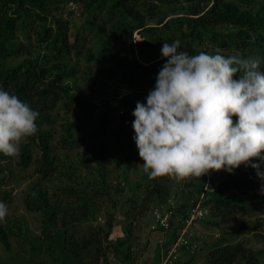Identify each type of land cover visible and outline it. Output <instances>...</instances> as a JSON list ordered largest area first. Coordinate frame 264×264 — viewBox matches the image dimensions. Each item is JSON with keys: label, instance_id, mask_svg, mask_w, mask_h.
I'll list each match as a JSON object with an SVG mask.
<instances>
[{"label": "trees", "instance_id": "16d2710c", "mask_svg": "<svg viewBox=\"0 0 264 264\" xmlns=\"http://www.w3.org/2000/svg\"><path fill=\"white\" fill-rule=\"evenodd\" d=\"M71 2L78 3L85 15L80 24L64 15L63 5ZM70 13L73 14V11ZM225 25L229 28H220ZM135 31L140 34V39L134 37ZM88 38H93L92 46H86ZM177 39L181 41L182 48L207 43L213 49H249L263 53L264 0H0V85L30 103L40 113L37 133L21 147V162L27 164L32 148L37 147L40 150L39 172L45 174L55 169L54 139L58 140L59 147L68 150L80 148L89 142L95 143L108 132L110 134L112 103L114 106L131 105L132 97L129 94L120 95L117 100L104 98L100 104L85 97L80 83L73 84L78 74L83 73V68L89 69V74L84 75L87 82L100 84L104 88L109 86L110 81L133 89L142 82L154 87L157 73L166 59L161 55L162 44ZM198 52L190 51L191 54ZM23 54L28 56L11 63L12 58H19ZM159 58L162 59L159 61ZM61 110L64 111L63 118L70 113L72 115L70 119L64 118L61 129H56L54 124L61 116ZM128 146L130 149L125 166L136 151L132 141ZM97 148L100 150L95 151V172L104 182V152L101 151L104 146ZM69 166L80 169V172L82 170L80 174L91 178L88 175V160L81 165ZM2 168L0 166V173ZM66 176L77 178L73 174ZM164 177L168 178L167 182L171 180L169 176L154 177L150 181L144 177L149 190L140 205L145 211L168 200ZM186 178L195 180L191 185L186 183L191 192H176L168 201L175 198L179 202L181 197L182 203L178 205L180 210L184 208L180 212L181 221L169 231L171 242L180 232V227L184 226L186 209L198 202L209 209V214L202 220L216 225H220L226 216L246 214L255 207H264V194H261L264 182L250 166L241 165L234 174L211 170L202 177ZM3 180L5 175L0 174V185ZM142 181H138L137 185H141ZM67 189L74 196L83 198L82 206L93 208L91 199L85 194L73 187ZM231 191L236 194H231ZM237 193L248 196L239 197ZM7 197L9 195L6 193L0 197V201L7 203ZM26 206L29 210L42 212L45 219L43 239L36 238L31 242L37 254L48 244L46 251L57 252L63 263L77 264L82 251L95 247L97 252L108 257L106 264H112V257L130 262V236L126 233L111 239L114 218H109L105 226L91 227L94 229L86 237L68 233V227L58 229L53 235L48 227L56 222L57 205L50 202L46 193L41 188L31 187ZM129 207L127 213L132 210ZM255 229V226L246 223L242 229L233 232L243 234ZM8 234L4 221L0 222V241L6 247H9ZM221 238L208 245L206 264H262L263 249L254 250L242 240L222 243ZM157 258L160 259V253Z\"/></svg>", "mask_w": 264, "mask_h": 264}, {"label": "rangeland", "instance_id": "374dc122", "mask_svg": "<svg viewBox=\"0 0 264 264\" xmlns=\"http://www.w3.org/2000/svg\"><path fill=\"white\" fill-rule=\"evenodd\" d=\"M63 7L65 17L71 19L74 23L80 24L85 19L82 8L78 3L71 2L63 5ZM70 11H73V14ZM220 28L228 29L229 27L225 25ZM134 37L140 39V34L135 31ZM92 43L93 38H88L86 46H92ZM183 49L189 52L191 50L216 51L224 55L239 52L245 57L259 58L262 61L261 66L264 64V52L258 53L249 49L227 51L213 49L207 43L191 45L190 47L185 45ZM25 56H28V54H23L19 58H12L10 61L11 63H16ZM138 56L142 59L139 52ZM161 59L157 60L160 61ZM85 74H89V69L83 68V73L81 71L78 74V79L73 82V84L80 83L81 91L85 97L100 104L104 98L117 100L120 95L129 94L132 97L131 105L116 104L117 106H114V103H112V122L109 124L110 134L108 132L104 138L95 143L89 142L80 148L68 150L59 147L57 144L58 140L54 139L55 169L49 170L45 174L38 170L40 150L37 147L32 148L31 159L27 164L21 162L20 152L14 157L0 155V166H3L0 174L5 175V180L0 185V197L6 193L9 195L7 200H5L7 201L9 212L4 220L9 232V247H6L0 241V263L65 264L59 258L57 252L46 251L48 244H45V249L43 248L39 254L33 251L31 242L36 238L39 240L43 239L42 229L45 219L42 212L29 210L26 206V198L31 187L41 188L50 198V202L57 205L56 222L48 227L53 235L58 229L63 230L68 227V233H74L78 237H86L94 229L91 227L105 226L109 218H114L111 239L122 237L127 233L132 243L130 262L118 260V264H158L171 244L170 232L163 233L150 230L153 211L151 209L152 207L168 205L170 196L176 194V192L177 194L182 191L191 192L190 187L186 183L191 185L195 180L192 178L191 180L187 178L178 180L174 176H169L171 177V180H169L171 182H167L168 178L164 177L163 183L167 182L166 187L169 192L168 200L161 205L151 206L147 211L140 205L149 190L148 184L143 179L146 177V181H150L154 177L146 175L148 172L143 167L144 161L139 156L137 145L133 139L135 132L131 122L135 117L132 112L136 102L143 101L153 87H149L147 83L142 82L140 86L133 89L121 86L117 81H110L109 86L104 88L100 84L87 82L84 78ZM63 114L64 111L61 110V116L57 118V122L54 124L56 129H61V124H64L65 119H70L72 115L70 113L64 119L62 117ZM88 125L95 128L94 125ZM44 126L47 125L45 124ZM28 140L29 138L25 139L21 147ZM129 141L133 142L136 151L125 166L124 161L130 149L128 146ZM99 145L104 146L103 150H101L104 152V182L101 181L102 179L99 180V173L95 172L97 166L95 151L99 152L100 148H97ZM84 160L89 161L88 175L91 178L80 174L82 170L80 172V169L69 166L70 164L74 166L81 165ZM66 174L77 175V178H69ZM138 181H142V184L137 185ZM216 182L218 183L219 179ZM67 187H73L89 197L93 208L82 206L83 198L71 194ZM230 193L236 194L235 191ZM237 194L239 197L248 196ZM182 200L181 197H179V202L176 200L178 212L175 225H178L181 221L182 214L180 212L184 211V208L180 210V205H178L182 203ZM128 206L132 210L127 213L126 209ZM246 223L252 224L256 229L250 233L243 234L233 232L234 230L242 229V225ZM193 232V241L197 244V250L194 254H185L180 264H206L209 257L208 245L216 242L221 237L222 243L242 240L254 250H264V207H255L246 214L226 216L221 220L220 225L209 223L205 220L197 221L193 227ZM158 253H160V259L157 258ZM98 254L100 255L98 256ZM107 259L108 257L106 258L97 252L94 247L91 250L82 251L77 264H106ZM262 264H264V254L262 256Z\"/></svg>", "mask_w": 264, "mask_h": 264}, {"label": "clouds", "instance_id": "9594fccd", "mask_svg": "<svg viewBox=\"0 0 264 264\" xmlns=\"http://www.w3.org/2000/svg\"><path fill=\"white\" fill-rule=\"evenodd\" d=\"M160 51L166 60L155 86L132 112L133 139L145 171L150 177L180 180L211 170L234 174L244 165L255 169L264 182L261 59L239 52L191 54L179 39L163 42ZM39 115L0 85V153L18 155L22 142L37 133ZM8 212L0 201V222Z\"/></svg>", "mask_w": 264, "mask_h": 264}, {"label": "built area", "instance_id": "2783aa9c", "mask_svg": "<svg viewBox=\"0 0 264 264\" xmlns=\"http://www.w3.org/2000/svg\"><path fill=\"white\" fill-rule=\"evenodd\" d=\"M185 213L187 217L184 220V226L180 227V232L161 257L159 264H178L185 254L191 255L197 250V244L193 241V227L197 221H201L209 214V209L201 206V203L198 202L187 208ZM176 218L177 201L173 198L168 205H161L153 209L150 230L163 233L172 231L176 226ZM111 263L118 264L117 258L112 257Z\"/></svg>", "mask_w": 264, "mask_h": 264}]
</instances>
